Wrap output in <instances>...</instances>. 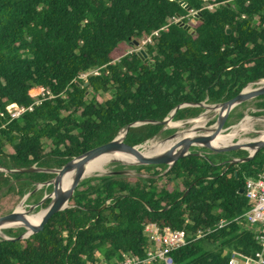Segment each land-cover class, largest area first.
<instances>
[{"label": "trees", "instance_id": "16d2710c", "mask_svg": "<svg viewBox=\"0 0 264 264\" xmlns=\"http://www.w3.org/2000/svg\"><path fill=\"white\" fill-rule=\"evenodd\" d=\"M180 1L0 0V205L15 206L28 193L40 202L44 190L35 193L34 184L56 177L11 171L61 169L127 126L153 121L126 135L127 144H144L177 107L193 105L178 109L174 121L194 119L205 111L201 103H223L264 79V0ZM189 22L191 32L184 28ZM149 38L146 56L135 51L117 59L123 44ZM92 70L98 74L81 79ZM39 93V105L11 120L8 105L28 108ZM254 100L264 110V95ZM247 103L231 112L225 128L244 117ZM229 156L248 152H193L167 172V165L135 166L142 176L85 179L70 207L40 233L19 239L25 228L3 230L10 239L0 238V264L143 257L154 245L145 234L150 224L194 234L233 220L249 209L241 191L264 172V148L247 162L231 164ZM260 248L252 229L234 223L172 256L174 264H228L233 252L254 256Z\"/></svg>", "mask_w": 264, "mask_h": 264}, {"label": "water", "instance_id": "95a60500", "mask_svg": "<svg viewBox=\"0 0 264 264\" xmlns=\"http://www.w3.org/2000/svg\"><path fill=\"white\" fill-rule=\"evenodd\" d=\"M180 2L185 5L183 0H181ZM197 16H198V14H195L194 18L196 19ZM184 28L190 32L192 31L191 25H189V24L184 25ZM139 44L140 43L138 41L134 42L135 46H139ZM140 53L143 56H146V54L143 50H140ZM262 81H264V79L250 83L236 97H234L228 101H225L223 103L214 104L212 106H206L205 103H201L199 106L207 107L209 111H213V110L219 111V116L217 118L216 123L210 127L192 126L191 125L192 122L197 120V119H200V117L202 115H200L197 118L189 119V120L185 121V123H184L185 126L186 127L190 126L189 131H192V133L195 136H192V137L187 136V137L183 138L182 140H180L179 142L174 144V146H172L169 150H167L166 152H164L162 154H159L156 156H151V157L143 156L142 153L138 150V148L142 147L148 141L144 144L137 145V146H131L125 142L126 135H127L128 131L131 127H136V126H139L142 124H149V123L155 124V122H153V121H146V122H141V123L132 124V125L127 126L125 129L122 130V131H125L122 139H120V133L122 132V131H120L118 133V135L109 143L98 146L94 149L87 151L86 153L82 154L81 156H79V157L73 159L72 161H70L69 163H67L61 169H52L51 170V169H40V168L32 167V168L26 169V170L11 171V172H26V171L27 172H46V173L56 174V177L53 180L43 184V185H47V186L52 185L53 191L51 194L44 196V198L41 200V202H39L38 204L35 205L36 207H39V206L43 205L45 200L51 199L49 206L46 208V213L44 214L41 221L37 225H34L31 222V220L29 218L30 216L24 217L23 215L19 214L17 212V210L15 209L13 212H11L7 215L0 216V227H3L4 225L9 224V223L23 222L24 223L23 228H25L26 230H27V228H29L31 230V233L27 236V231H26L22 236H20L19 239L28 238L33 234H37V233H40L41 231H43L45 226L48 224L49 220L55 214H57L61 211H64L65 209L70 207L69 202H70L71 198L74 196L75 191H76L77 187L79 186V184L81 183V181H83L85 179L86 166L88 165V163L95 160L96 158L103 156V155H106V154L120 152V153L133 155L137 158L136 165H139V166L167 165L168 168H167L166 172L169 171L179 160H181V159L187 157L188 155H190L191 153H193L192 150L194 149V147H199V146L204 147V148L209 149V150H212L215 153H227V152L237 151V150H246L247 151L246 148L248 147L250 149H254V152L253 153L249 152L248 156L243 158V159H232L231 164H236L238 162L250 161L256 155V153L258 151H260L261 149L264 148V140H259V141H256V142H253V143H250L247 145H242V144H239V142H237L235 144L225 146L223 148H215V147H213L212 143L223 131H225V125L229 119V116H230L231 112L237 106L264 95V85L260 86L258 88H255V89H249V86L251 84H254L257 82L259 83ZM188 106H193V105L192 104H184V105L177 107L170 114L169 117H167L165 120H163L159 124H161V125H163V127H165L166 125L169 124V122L172 121V119L174 118V115L176 114L178 109L188 107ZM177 133L178 132L172 134L169 138L165 139V141L174 139L176 137ZM195 154L201 155L200 152H195ZM116 162H119V161H116ZM119 163L124 164L122 162H119ZM124 165H126V164H124ZM129 166H131V165H129ZM0 171H4V169H0ZM72 171H75V176H74V180L72 182V185L70 186V188L68 190H63V179L68 173H70ZM108 174L109 175L127 176V175H130V171L129 170H122V171H116V172H109ZM37 190L38 189L36 188L34 191H37ZM241 192L244 193V190H242ZM27 196L25 198H27ZM34 208L35 207H31L30 210H33ZM4 239H10V238H8L4 235Z\"/></svg>", "mask_w": 264, "mask_h": 264}, {"label": "built area", "instance_id": "2783aa9c", "mask_svg": "<svg viewBox=\"0 0 264 264\" xmlns=\"http://www.w3.org/2000/svg\"><path fill=\"white\" fill-rule=\"evenodd\" d=\"M213 10V6L208 7ZM198 14L194 12L193 15ZM152 42L151 38L143 41ZM97 74L96 70L83 74L81 79H86L89 75ZM86 77V78H85ZM45 94H42L44 97ZM43 100L36 98L35 103L30 107L10 104L6 107L11 120L21 118L26 112L32 111L35 105H39ZM3 116V114H0ZM244 193L248 199L249 209L233 220L222 219L213 227L198 230L196 233H187L185 230H173L171 228L161 229L156 224H150L145 228V234L154 245L147 250L143 257L133 254H125L123 259L116 262H104L103 264H174L172 253L187 246L191 242L205 239L223 230L234 223L244 229H252L256 235V240L261 248L254 256H243L236 252L231 254L228 264H264V172L255 178H248L245 182Z\"/></svg>", "mask_w": 264, "mask_h": 264}, {"label": "rangeland", "instance_id": "374dc122", "mask_svg": "<svg viewBox=\"0 0 264 264\" xmlns=\"http://www.w3.org/2000/svg\"><path fill=\"white\" fill-rule=\"evenodd\" d=\"M192 15H193V13H192ZM191 18H194V17H190L189 21L191 20ZM178 20H181V19H178ZM189 25H190V22H189ZM143 49H144V42H140L139 46L123 44L122 48L120 50V53L116 57L118 59V58H120L123 55H126V54L131 53V52H135V51H140V50H143ZM96 71H97V74H98V70H96ZM263 85H264V83H261V82L258 83L257 82V83L251 84L249 87L251 89H255V88H258V87L263 86ZM39 96H40V93L35 96V99L39 98ZM111 97H112V93L110 92V93L105 94L103 99H107V98H111ZM247 104L248 105L245 108L240 110V112L244 113V117L240 121H238L236 119L237 121L235 120V122L231 126L225 128V131H223L220 134L221 137L230 134L236 126H238L246 118H249V122H248L249 127L248 128L250 130H248L247 132L241 131L239 133V135L233 140V142L230 145L235 144L237 142H240L241 140L244 142L242 145L250 144L251 142H249L247 139H256L259 136L258 131L264 130V122L262 121V118H264V116H263L264 115V110L259 109V108L256 107V105H255L256 104V100H254V99L248 101ZM205 105L206 106H212V104H206V103H205ZM204 108H205V111H204V113L201 114L202 115L201 117H202V119L204 121V125L206 127L213 126V124H215L216 121H217V118L219 116V111H215V110L209 111L207 107H204ZM171 122H173V123H178V122L185 123V121H174V119H172ZM189 127L190 126H187L185 129H188ZM169 130L175 131V133L180 131L179 128H174V127H170V126L166 125L164 127V129L156 137H154L153 139L149 140L148 142L154 141V140L155 141H164L165 139L169 138L172 135V134H168L167 133ZM203 149H205V148L199 146V147H194V149L192 151L193 152H200L201 154H204V155H213L214 156L215 154H217V153L213 152L212 150H209V149L203 150ZM229 158L233 159L230 156H229ZM116 163H118V164H120L122 166H125V168L124 169L117 168V166L114 165ZM135 166H139V165H131V166H129V165L121 164L119 162H112L106 167V173H104V174H95L93 176L85 177V179H89V178H92V177L107 176V175H109L108 174L109 172H116V171H122V170H129L130 171V175H127V176L131 177V178L142 176V175H139L138 172L135 169L131 168V167H135ZM145 177H147V176H145ZM36 188L38 190L35 191V193L36 192H40L42 189L44 190L43 197L52 193V192H48L47 185L45 186L43 184H34V189H36ZM32 194H34V193H32ZM32 194L28 193L27 194L28 196L26 195L27 198H25L26 196H24L19 203L15 204V206H13L12 202L11 203L8 202V203H5L3 205H0V216L7 215L11 210H12V212L15 209L17 210L18 209L17 206L22 201H23V208L21 209L20 214L23 215L24 217H26V216L28 217L29 211H31L32 213H38V212H41V211L44 212V210H46V208H43L42 206H39V207L35 206L36 204L39 203V202H37V199H38L39 196L30 198V196ZM23 199L25 200V203H24ZM6 207H8V208L12 207V208L11 209H5ZM31 207H35V208L33 210H30ZM20 228H22V227H19V228H7V229H20ZM0 230H5V228H0ZM4 235H5L4 233L0 234V238H4Z\"/></svg>", "mask_w": 264, "mask_h": 264}, {"label": "bare ground", "instance_id": "6f19581e", "mask_svg": "<svg viewBox=\"0 0 264 264\" xmlns=\"http://www.w3.org/2000/svg\"><path fill=\"white\" fill-rule=\"evenodd\" d=\"M264 83V82H263ZM264 116V115H263ZM256 118V117H255ZM262 121L264 122V118H262ZM248 122L249 118H246L243 122H241L238 126H236L233 131L226 135L221 137L220 135L213 141V147L215 148H223L225 146H229L233 140L239 135L241 131L247 132L250 130L248 127ZM192 126L195 127H203L204 121L202 118L197 119L192 122ZM209 125V124H208ZM168 126L174 127V128H179L180 131L177 133L176 137L171 140L167 141H150L144 144L142 147H139L138 150L142 153L143 156L151 157V156H156L159 154H162L169 150L174 144L179 142L185 137H192L195 136L192 131H189L188 129H185L186 126L184 123L178 122V123H173L169 122ZM183 128V129H182ZM259 136L256 139H247L249 142L253 143L259 140H264V130L258 131ZM120 139H122V134L120 133ZM240 144H243L244 142L241 140L239 142ZM248 152L253 153L254 149L246 148ZM122 162L126 165H136L137 163V158L133 155L125 154V153H111V154H106L103 156H100L96 158L95 160L91 161L88 163L86 166V172H85V177L93 176L95 174H104L106 173V167L112 163V162ZM75 176V171H72L68 173L64 179H63V190H68L70 186L72 185V182L74 180ZM25 203V200H24ZM23 208V201L20 203L18 206L17 212L20 214L21 209ZM46 213V210L38 212V213H32L29 211L28 216H30V220L34 225H37L44 214ZM27 217V216H26ZM24 223L23 222H14V223H9L4 225L3 227L0 228H23ZM27 236L31 233V230L27 228ZM0 234H3V230H0Z\"/></svg>", "mask_w": 264, "mask_h": 264}, {"label": "crops", "instance_id": "0c3cea01", "mask_svg": "<svg viewBox=\"0 0 264 264\" xmlns=\"http://www.w3.org/2000/svg\"><path fill=\"white\" fill-rule=\"evenodd\" d=\"M35 192V191H34Z\"/></svg>", "mask_w": 264, "mask_h": 264}]
</instances>
